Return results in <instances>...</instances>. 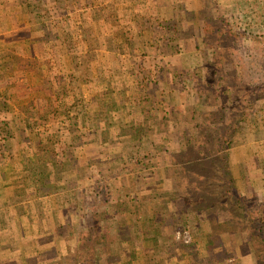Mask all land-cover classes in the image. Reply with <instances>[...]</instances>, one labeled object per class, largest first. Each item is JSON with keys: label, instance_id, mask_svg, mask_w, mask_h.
Segmentation results:
<instances>
[{"label": "rangeland", "instance_id": "obj_1", "mask_svg": "<svg viewBox=\"0 0 264 264\" xmlns=\"http://www.w3.org/2000/svg\"><path fill=\"white\" fill-rule=\"evenodd\" d=\"M2 2L16 16V47L27 46L21 22L32 17L45 47L36 66L77 87L36 141L0 109V178L16 177L20 162V175L31 169L58 191L34 201L42 230L16 231L51 242L36 264H264V0ZM230 134L225 165L216 151ZM202 155L213 157L179 167ZM193 180L207 188L184 209L169 182L181 197Z\"/></svg>", "mask_w": 264, "mask_h": 264}, {"label": "crops", "instance_id": "obj_2", "mask_svg": "<svg viewBox=\"0 0 264 264\" xmlns=\"http://www.w3.org/2000/svg\"><path fill=\"white\" fill-rule=\"evenodd\" d=\"M1 2L2 0H0V109L5 106V110L13 112L12 115L20 121V125L23 127V133L28 136H35L36 141L40 138V124L50 117L51 113L47 115L46 113L56 103L69 104V100L73 99L71 91L77 87L72 88V83L67 78L69 74L56 76L52 75L44 64L39 69L36 66L38 60H45L42 52L45 47L42 46L41 38L35 37L36 35L32 33L33 28L36 27L34 20H31L32 17L27 18L30 21L23 18L21 22L26 24V27L20 30L24 34H19L27 42V46H24L25 50L22 47H16V16L13 17L12 12L6 14L5 6ZM20 44L22 45V43ZM32 45H35L34 50L30 48ZM16 48H19L17 50L19 62L22 63L19 67L16 64ZM105 54L109 55V52ZM28 61H31L32 65L28 64ZM52 99H55L53 104ZM32 114L35 119H29ZM58 120L59 117L54 115L52 118L50 117L47 124L54 126ZM39 141L46 142V139H39ZM29 146H31L30 137L28 139ZM47 146L52 148L53 145L48 142ZM32 147L33 152L34 146ZM38 147L41 148L39 144ZM20 170L21 163L18 162L16 163V177L8 175L6 181L0 178V183L3 181L0 186V214L7 212L10 218L12 217V222L8 223L7 226L0 223V264H36L40 258L45 262L47 255L45 249L51 245V242L49 244L38 242L34 232H37L38 226L40 230L42 227L36 224L37 220L35 223L33 219L31 221L30 217L37 214L34 201L40 200L42 203L44 201L47 203L48 200H56L58 191L46 193L44 188L38 187L37 175L34 174L33 170L25 167V173L23 172L22 175H20ZM2 176L4 177V175ZM18 180L23 185L21 188L17 184L16 187L12 186V183H17ZM15 196L16 199H22L21 202L6 210L5 201ZM15 217L17 221L13 222L14 219L16 220ZM16 222L18 227H16ZM30 230L34 231L32 232L33 236H27L24 240L23 237L16 234L21 231L30 233ZM41 252L43 256H40Z\"/></svg>", "mask_w": 264, "mask_h": 264}, {"label": "trees", "instance_id": "obj_3", "mask_svg": "<svg viewBox=\"0 0 264 264\" xmlns=\"http://www.w3.org/2000/svg\"><path fill=\"white\" fill-rule=\"evenodd\" d=\"M26 1V0H25ZM24 2V1H23ZM3 2H1V4H2ZM6 14H8L7 12H5ZM41 17H42V15H41ZM161 31H157V33H160ZM167 45L169 44V43H171V42H173V38L171 37V36H169V38L167 39ZM164 47H166L165 45H164ZM167 48V47H166ZM144 87H146V86H144ZM256 93H254V96H256L255 95ZM110 97V90H108V87L106 88V90H104V92L102 93V99L103 100H106L107 98H109ZM102 99H100V100H102ZM83 108H85V107H83ZM85 110V109H84ZM40 114V113H39ZM41 116V115H40ZM43 120H45L43 117H41ZM233 138H234V134H230V135H228V136H224V137H220L219 138V144L221 145V147H220V149L219 150H217L216 151V153H217V158H220V159H222V160H224V162H225V165H227V161H228V155H229V153H228V151L230 150V148H231V146L233 145ZM190 140H186V146L187 145H189L190 144ZM38 144H39V146H41V148H46V149H48L49 151H52L48 146H47V144H48V142L45 144V143H43L42 141H39L38 142ZM213 157V156H212ZM212 157H210L209 155H208V157H205V155H202L201 156V158H198V160L197 159H195V158H191V160H188V161H184L185 163H182V165H178V163H174L173 164V167L174 168H178V166L179 167H181L182 169V171H190L191 169H193V167H194V165H193V162H195V163H197V165L198 164H200V165H203V164H206V161H208L209 159L211 160V158ZM160 160H162L163 162L166 160V159H164V157L163 158H161ZM210 163H211V161H210ZM185 165V166H184ZM227 167V166H226ZM222 169H224V168H220L219 170L221 171ZM177 173V172H176ZM178 175H179V173H177ZM223 174V173H222ZM227 174V173H226ZM39 176V175H38ZM206 176L205 175H202L200 178H205ZM172 181V180H171ZM204 183H203V185L204 184H208L207 183V181H209V180H207V178L206 179H204V180H202ZM37 185H38V187L39 188H49L48 187V182H47V180H46V177L42 180V181H40L39 183H37ZM169 186H170V190H169V195H170V197H172V196H174L175 197V199L176 198H179V199H184L185 200V203L182 201V205H183V208L184 209H186L188 206H191L192 204L190 203H187L186 202V198H187V196H192L193 197V199L194 200H196V198H195V195H197L198 193H194L192 190H198V192L200 193L202 190H203V188L205 187V188H207L206 186H204V187H198V182L197 181H195V180H193V183H189L188 184V186H187V188L189 189V190H191V192L188 194V193H182V196L181 197H178V195L174 192L175 190H174V187L175 188H180L181 187V185L179 184V183H176V184H172V183H170L169 182ZM168 189H169V187H168ZM171 189H173L174 191H172ZM206 192V191H205ZM213 192V190L211 191V193ZM193 204H194V202H192ZM195 206H196V203L194 204ZM194 206V207H195ZM206 208H208V207H212L211 206V204L209 203L208 205H204ZM203 206V207H204ZM156 217V216H155ZM263 241H264V237H263Z\"/></svg>", "mask_w": 264, "mask_h": 264}]
</instances>
